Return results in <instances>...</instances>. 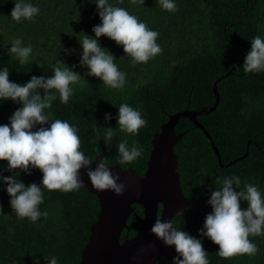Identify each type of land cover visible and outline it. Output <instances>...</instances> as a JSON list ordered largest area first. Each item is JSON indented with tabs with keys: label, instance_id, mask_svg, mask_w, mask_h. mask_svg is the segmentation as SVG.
<instances>
[{
	"label": "trees",
	"instance_id": "1",
	"mask_svg": "<svg viewBox=\"0 0 264 264\" xmlns=\"http://www.w3.org/2000/svg\"><path fill=\"white\" fill-rule=\"evenodd\" d=\"M18 2L32 4L40 11L32 19L22 18L17 22L12 19L11 11ZM97 2L0 0V70L7 67L10 82L20 85L33 76L52 77L59 61L79 73L87 82L70 85L73 95L67 104L53 90L56 99L46 113L50 111L53 119L65 120L78 129L80 151L85 156L93 158L99 149L100 157L107 158L108 165L131 167L139 175L146 171L154 134L168 121L169 115L212 106L216 81L219 101L211 113L198 116V120L218 146L220 161L204 130L189 118H180L176 132L183 135L173 150L177 156L176 170L184 195L196 199L197 204L195 209L171 220L175 227L201 241L210 264H264V235L249 236L259 249L256 254L230 259L220 257L219 246L199 235L206 216L212 212L208 203L211 194L220 187L214 183L217 178L238 176L241 184L237 191L245 190V184H252L264 197V71L245 73L242 69L251 50V40L256 36L264 39V0H173L177 10L172 12L163 9L159 0H144V4L138 0L137 3L108 0L158 32L156 43L162 49L147 63H134L122 45L100 37L101 47L115 57L118 69L126 73L122 89L109 88L101 79L87 75L90 70L80 65L82 32L95 38L92 29L101 24ZM15 39L22 41L21 46L32 49L25 64L9 54ZM39 91L43 96L44 90ZM121 104L138 109L146 120V126L138 134L120 131ZM21 107L22 104L10 99L0 100V125H10L11 116ZM106 113L111 114L108 121ZM107 128L114 131L108 143L105 142ZM124 140L129 148L134 142L143 148V154L132 163H119L118 144ZM0 167H8L7 162L0 161ZM28 171L30 175L24 171L13 175L19 173L17 179L25 186L33 183L42 186L43 173L39 169ZM6 188L0 180L3 210L0 264L24 263L26 255L35 261L56 257L57 264H78L89 226L99 210L97 196L85 188L63 192L42 187L43 203L38 208L48 215L33 222L16 215ZM133 208L142 216L139 204H133ZM241 208L246 210L248 203L241 201ZM126 224L121 240L135 235L139 229L135 216L130 215ZM172 262L163 256L154 264Z\"/></svg>",
	"mask_w": 264,
	"mask_h": 264
},
{
	"label": "clouds",
	"instance_id": "2",
	"mask_svg": "<svg viewBox=\"0 0 264 264\" xmlns=\"http://www.w3.org/2000/svg\"><path fill=\"white\" fill-rule=\"evenodd\" d=\"M132 2L137 3V0ZM138 2L144 4V0ZM159 3L169 12L177 10L173 0H159ZM96 5L101 24L92 29L95 38L82 32L80 44L83 54L80 65L90 70L87 75L101 79L109 88L122 89L126 73L118 69L115 57L101 47L99 38L107 37L117 45H122L125 54L130 56L134 63H147L162 52L156 43L159 33L150 30L126 9L109 4L108 0H98ZM39 11L40 9L32 4L18 2L11 11V17L20 22L22 18L32 19ZM21 45L22 41L15 39L9 54L17 57L21 64H25L32 49ZM67 51L71 53L72 50ZM242 69L245 73L264 71V39L260 36L251 40V50ZM52 71L54 75L50 78L33 76L29 82L20 85L10 82L7 67L0 70V100L10 99L22 104L11 116L10 125H0V161H6L10 171L21 169L30 175L28 170L31 166L43 173L42 186L35 183L25 186L17 179L19 173L12 177L0 176V180L7 185L6 191L11 197L10 205L16 215L20 218L27 217L33 222L48 215L46 211L42 213L38 208L43 203L42 187L49 191L63 192L84 188L80 176L81 169H87L86 175L97 191L111 190L117 196L125 191V185L118 183L119 175L110 171L107 158H101L96 167L91 168L93 161L80 151L81 140L75 126L65 120L53 119V113L50 111L46 113L45 110L51 109L52 102L56 99L53 90L59 93L61 102L67 104L73 95L70 85L82 80L87 82L63 61H59ZM40 89L44 90L43 96ZM110 119L111 114L106 113L105 120ZM146 123L138 109L128 104L119 106L120 131L138 134L139 129L145 127ZM37 125L41 127L33 130ZM113 136L112 128L105 129L106 143L110 142ZM99 154L97 149V156ZM142 154L143 148L135 142L131 148L127 140L118 144L120 164L132 163ZM214 183L220 187L211 194L208 203L212 212L206 216L204 228L199 235L206 236L218 245L217 254L222 258L256 254L259 249L249 240V236L264 235V197L252 184H245V190L237 191L241 184L238 176L219 177ZM241 201L248 203L246 210L241 208ZM2 212L0 207V214ZM151 232L166 246H175L178 255L172 264H210L201 241L175 227L172 220L162 221L157 217ZM47 262L57 264V258L51 257ZM35 264H39V261Z\"/></svg>",
	"mask_w": 264,
	"mask_h": 264
},
{
	"label": "water",
	"instance_id": "3",
	"mask_svg": "<svg viewBox=\"0 0 264 264\" xmlns=\"http://www.w3.org/2000/svg\"><path fill=\"white\" fill-rule=\"evenodd\" d=\"M213 92L215 100L212 106L198 110L184 109L169 115L168 121L154 134L147 168L143 175H139L131 167L108 165L114 175H119L118 183L125 185L122 195L117 196L111 190L97 191L86 175L87 169H81L80 176L84 188L97 196L99 210L96 220L89 226V236L81 250L78 264H154L163 256L173 260L178 255L175 246H166L151 232V228L157 217L162 221H170L172 217L196 208L197 200L184 195L179 172L176 170L177 156L173 150L183 135L176 132L180 118L187 117L204 130L220 161L221 153L218 146L198 120V116L211 113L219 101L216 81L213 83ZM89 159L93 161L91 168L94 169L101 157L96 155ZM30 169L36 168L30 166ZM17 171L23 170L10 171L8 167H0V176L12 177ZM133 204L142 207V216L134 211ZM130 215L138 220L139 229L135 235L126 236L121 240V233L127 227L126 222ZM38 261L39 264H48V259L44 257ZM35 262L30 255H26L24 263L21 264Z\"/></svg>",
	"mask_w": 264,
	"mask_h": 264
}]
</instances>
